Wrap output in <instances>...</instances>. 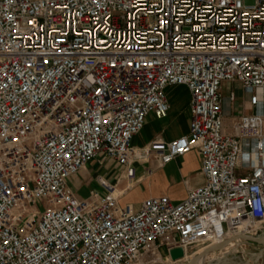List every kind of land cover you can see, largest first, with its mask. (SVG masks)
I'll list each match as a JSON object with an SVG mask.
<instances>
[{
	"label": "built area",
	"instance_id": "2783aa9c",
	"mask_svg": "<svg viewBox=\"0 0 264 264\" xmlns=\"http://www.w3.org/2000/svg\"><path fill=\"white\" fill-rule=\"evenodd\" d=\"M224 82L250 111L234 116ZM172 85L189 89V132L133 146ZM194 148L205 181L180 201L123 204L101 176L103 194L68 185L104 154L129 189L153 149L164 165ZM236 236L264 241V0H0V264L169 260Z\"/></svg>",
	"mask_w": 264,
	"mask_h": 264
},
{
	"label": "crops",
	"instance_id": "0c3cea01",
	"mask_svg": "<svg viewBox=\"0 0 264 264\" xmlns=\"http://www.w3.org/2000/svg\"><path fill=\"white\" fill-rule=\"evenodd\" d=\"M230 82H224V85ZM236 89L238 99L233 105L234 116L250 111L249 95L246 94L238 83H232ZM167 96L171 108L165 118H157L154 114L147 117L143 129L134 136L133 146L137 148L150 147L157 138L168 142L189 132L191 119L189 89L185 85L168 86ZM239 93L245 94L247 100L244 105L239 104ZM232 117L225 118L226 129L230 130ZM137 165L144 166L137 173V180L133 186L127 188V180L120 175V166L104 154L91 159L80 171L68 179L70 188L82 198L90 197L93 193L103 194L104 189L98 181L101 176L110 183H115L123 192L120 201L130 196L131 201L138 204L146 197L168 195L174 201L186 198L190 188L198 186L205 181L202 172V163L196 148L179 156L170 162L160 165L157 150L153 149L148 157L138 160ZM88 187L89 191L82 193V188ZM123 204H125L123 202ZM135 204V203H134ZM135 204V205H138Z\"/></svg>",
	"mask_w": 264,
	"mask_h": 264
},
{
	"label": "rangeland",
	"instance_id": "374dc122",
	"mask_svg": "<svg viewBox=\"0 0 264 264\" xmlns=\"http://www.w3.org/2000/svg\"><path fill=\"white\" fill-rule=\"evenodd\" d=\"M233 88V84L230 82L227 85L223 86V91H229ZM247 100V96L245 94L239 93V104L241 106L244 105L245 101ZM137 173H140L144 166H140L135 164ZM120 172L122 170H119ZM89 188L85 187L82 188V193L88 192ZM131 201V197H125L121 203H128ZM138 204L137 202H134ZM44 202H35L31 205L27 204L28 208H40L41 205L43 206ZM26 205V204H25ZM257 235H261V232H258ZM256 235V236H257ZM238 238V239H237ZM235 239L238 242H235ZM255 241H252L247 238H243L240 240L239 236L233 239L224 240L221 243L211 245V244H201L198 246H194L189 248V259L188 260H181L178 262L172 261L170 258L169 260L166 259L164 253L163 256L159 254V252L164 251L161 249H152L143 255H141L137 260H135L132 264H189L194 261V264H250V256H253L256 253V250L252 249V246L256 245ZM205 248L206 246H209ZM205 248V249H204ZM249 260V261H248Z\"/></svg>",
	"mask_w": 264,
	"mask_h": 264
},
{
	"label": "water",
	"instance_id": "95a60500",
	"mask_svg": "<svg viewBox=\"0 0 264 264\" xmlns=\"http://www.w3.org/2000/svg\"><path fill=\"white\" fill-rule=\"evenodd\" d=\"M252 240H254L258 244H264V241L261 238L252 237ZM184 255H185V251L182 247H177L170 250V257L173 261L182 259Z\"/></svg>",
	"mask_w": 264,
	"mask_h": 264
},
{
	"label": "bare ground",
	"instance_id": "6f19581e",
	"mask_svg": "<svg viewBox=\"0 0 264 264\" xmlns=\"http://www.w3.org/2000/svg\"><path fill=\"white\" fill-rule=\"evenodd\" d=\"M236 237H238V236H236ZM236 237H231V238H227V239H225V240H229V239H233V238H236ZM238 239V238H237ZM211 245H209V246H206L205 248H207V247H210ZM213 246V245H212ZM189 248H191V247H188V248H186V251H185V255H184V257L181 259V260H188L189 259V251H188V249ZM204 248V249H205ZM189 264H194V261H192V263H189Z\"/></svg>",
	"mask_w": 264,
	"mask_h": 264
}]
</instances>
